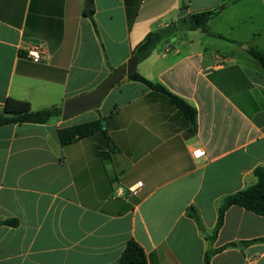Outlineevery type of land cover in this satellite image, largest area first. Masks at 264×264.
<instances>
[{"label": "crops", "instance_id": "crops-1", "mask_svg": "<svg viewBox=\"0 0 264 264\" xmlns=\"http://www.w3.org/2000/svg\"><path fill=\"white\" fill-rule=\"evenodd\" d=\"M85 3L0 0V113L9 97L39 110L94 89L184 7L221 6L209 25L224 38L179 31L137 65L196 124L125 74L81 116L0 126V221H18L0 223V264H117L131 238L148 264H264L262 215L233 205L211 238L223 198L264 166V68L249 52H264V0H92V18ZM100 117L106 133L62 145L60 128Z\"/></svg>", "mask_w": 264, "mask_h": 264}, {"label": "trees", "instance_id": "trees-1", "mask_svg": "<svg viewBox=\"0 0 264 264\" xmlns=\"http://www.w3.org/2000/svg\"><path fill=\"white\" fill-rule=\"evenodd\" d=\"M90 1L92 2V0ZM220 10L221 6L208 10L189 12L166 26L149 31L144 39L134 48L132 56H137L139 61H142L147 58L161 42L170 40L171 37L175 36L179 31L200 29L207 32L209 35L224 38L221 34L212 31L209 25L210 20L214 18ZM85 13L92 18L94 8L86 9ZM249 52L264 68V52L255 47H251ZM125 67L124 65L120 69L114 70V72L123 71L125 73ZM127 76L130 80L140 81L151 89L167 95L170 101L184 113L186 118L192 124H196L197 110L186 99L170 91L161 82L147 78L138 68ZM61 115L62 105H53L34 110L29 101L9 97L5 102L3 112L0 113V126L25 122L48 123L55 118H60ZM104 127L105 118L100 117L91 121L62 127L58 130V133L62 145L65 146L98 131H104L106 133ZM254 174L256 176V182L254 184L223 198L219 208L218 221L211 238L217 235L218 230L223 225L226 210L233 205L244 207L258 215L264 216V166H258ZM194 216L198 218L197 215ZM0 223L17 225L18 221L16 219H9L0 221ZM211 253L212 252H208L206 254L205 264H210ZM117 264H148L147 254L144 248L135 239L131 238L122 251Z\"/></svg>", "mask_w": 264, "mask_h": 264}, {"label": "water", "instance_id": "water-1", "mask_svg": "<svg viewBox=\"0 0 264 264\" xmlns=\"http://www.w3.org/2000/svg\"><path fill=\"white\" fill-rule=\"evenodd\" d=\"M85 5L87 8H91L93 6L90 0H86ZM186 14L187 9L184 7L178 14V17H182ZM245 47L248 48V46ZM138 63L139 58L137 56H132L128 60L125 73H112L94 89L65 100L62 106V119L66 120L90 109L99 107L112 87L119 83L124 78L125 74L129 75L132 73L137 68Z\"/></svg>", "mask_w": 264, "mask_h": 264}, {"label": "built area", "instance_id": "built-area-1", "mask_svg": "<svg viewBox=\"0 0 264 264\" xmlns=\"http://www.w3.org/2000/svg\"><path fill=\"white\" fill-rule=\"evenodd\" d=\"M27 56L34 62H40L46 58V46L43 41H29L26 46ZM194 155L197 157L205 155V150L196 149ZM142 181H138L134 186L130 187V192L136 194Z\"/></svg>", "mask_w": 264, "mask_h": 264}, {"label": "rangeland", "instance_id": "rangeland-1", "mask_svg": "<svg viewBox=\"0 0 264 264\" xmlns=\"http://www.w3.org/2000/svg\"><path fill=\"white\" fill-rule=\"evenodd\" d=\"M81 114H84V113H81ZM81 114H79V115H76V116H74V117H72V118H76L77 116H81ZM82 118H84V116L82 115V117H78V119L80 120V119H82ZM77 120V119H76Z\"/></svg>", "mask_w": 264, "mask_h": 264}]
</instances>
